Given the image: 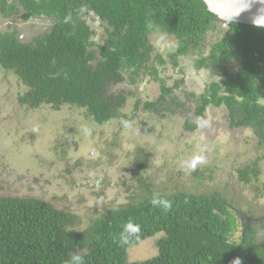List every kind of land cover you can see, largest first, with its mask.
I'll use <instances>...</instances> for the list:
<instances>
[{"label":"trees","instance_id":"16d2710c","mask_svg":"<svg viewBox=\"0 0 264 264\" xmlns=\"http://www.w3.org/2000/svg\"><path fill=\"white\" fill-rule=\"evenodd\" d=\"M0 14L4 19L18 17V22L53 19L49 30L30 43L20 40L15 28L0 32L1 69L13 72L28 88L19 101L30 109L76 106L102 125L123 117L130 97L136 96L132 88L149 75L159 82L160 96L147 102L137 97L135 109L141 105L144 112L159 113V103L176 101L174 91L182 89V81L168 86L158 65L165 69L170 61L176 68L180 56L192 55L198 69L221 72L222 81L195 95L197 119L186 122V128L197 130L210 107L224 106L230 126L250 129L261 151L238 169L239 179L246 184L259 181V159L264 160V27L230 22L206 51L204 41L217 31L220 20L204 0H0ZM98 31L105 35L104 43L95 40ZM157 34L174 37L178 46L166 55L169 60L157 53L158 63L152 61L150 40ZM234 60L240 67L230 73L228 64ZM117 86L128 88L115 90ZM176 105L185 104L180 100ZM148 159L142 153L135 160L137 201L104 211L84 229L77 215L41 199L0 196V264H69L73 252L83 257V264H232L237 257L241 264H264V216L240 215L241 236L235 240L238 218L222 194L157 191L140 171ZM154 194L168 199L171 209L153 207ZM129 221L140 226V233L121 243L122 227ZM157 236L156 255L129 261L131 247Z\"/></svg>","mask_w":264,"mask_h":264},{"label":"rangeland","instance_id":"374dc122","mask_svg":"<svg viewBox=\"0 0 264 264\" xmlns=\"http://www.w3.org/2000/svg\"><path fill=\"white\" fill-rule=\"evenodd\" d=\"M0 23V29L11 25L14 29L19 22L3 19ZM98 24L96 21L95 26ZM38 25L37 30L25 23L20 28L23 26L27 33H42L49 30L50 21H38ZM160 35L150 38L155 48L152 61L157 53L166 57L178 47L174 37L164 35L163 43L170 44L171 50L159 51L154 42ZM219 35L210 32L203 49L207 51L208 44ZM104 36L98 31L95 40L104 43ZM196 59L192 55L180 57L176 68L170 61L165 69L157 66L168 86H173L175 80L182 81V89L174 91L176 101L159 103V113L144 112L141 105L135 109L137 97L147 102L157 101L160 96L159 82L149 75L131 87L136 96L130 97L123 117L102 125L94 122L87 110L76 106L63 105L57 110L47 105L36 109L21 105L19 98L28 88L13 72L0 66V196L41 199L77 215L82 222L79 228L84 229L91 218L104 211L137 201L140 184L135 160L148 153V164L140 171L155 190L222 194L238 218L233 239H239L240 215L264 216V160L259 159L263 169L259 181L246 184L239 179L238 169L256 160L261 151L250 129L230 126L224 106L210 107L197 130L186 128V122L193 124L197 119L195 95L202 92L206 82L222 80L207 69L197 73L193 65ZM239 67L238 60L228 64L230 73ZM119 88L128 87L117 86L115 90ZM179 99L184 106L176 105ZM130 119L132 122L125 125ZM202 146L208 149L203 153L207 162L198 164L195 170L183 167L184 161L201 154ZM260 232L264 238V222ZM159 237L131 247L129 261L156 255Z\"/></svg>","mask_w":264,"mask_h":264},{"label":"water","instance_id":"95a60500","mask_svg":"<svg viewBox=\"0 0 264 264\" xmlns=\"http://www.w3.org/2000/svg\"><path fill=\"white\" fill-rule=\"evenodd\" d=\"M208 9L230 24L239 22L264 27V0H204Z\"/></svg>","mask_w":264,"mask_h":264},{"label":"clouds","instance_id":"9594fccd","mask_svg":"<svg viewBox=\"0 0 264 264\" xmlns=\"http://www.w3.org/2000/svg\"><path fill=\"white\" fill-rule=\"evenodd\" d=\"M219 20L220 21H218V22H221V23L225 22L221 19H219ZM226 25L229 27V24H226ZM164 39H165L164 35H160L159 38L154 42L157 49L161 52H164L165 50H171L170 44L166 45L163 43ZM207 150L208 149L206 146H202L200 148L201 154L194 156L190 160L184 161L183 167H185L189 170H195V168L198 164L206 163L207 162L206 156L203 155V153H205ZM150 204L153 207H163V209H165V210H169L172 207L171 202L168 199L161 197L159 194H154L150 198ZM139 233H140V226L138 224H135L132 221H129L123 225L122 231H121L120 236H119V241L121 243H127L130 238L137 236ZM69 264H83V257L80 254L73 252L70 254ZM232 264H241L240 258L239 257L235 258L232 261Z\"/></svg>","mask_w":264,"mask_h":264},{"label":"flooded vegetation","instance_id":"af4514ba","mask_svg":"<svg viewBox=\"0 0 264 264\" xmlns=\"http://www.w3.org/2000/svg\"><path fill=\"white\" fill-rule=\"evenodd\" d=\"M14 0H8V2H13ZM19 3V2H18ZM18 17H14V18H10V19H14V20H16ZM4 19V17H2V15L0 14V21L1 20H3ZM49 20L50 21V27H51V25H52V18H47V17H40V18H37V19H33V20H30V21H26V22H19L18 23V25L16 24V26H15V29L17 30V32H18V37L20 38V40H22V41H24V42H26V43H30L31 41H33V39L35 38V37H37L38 35H40V34H42V33H44V32H42V33H37L36 31L34 32V31H32L31 33H27V32H25L24 31V27L23 26H21V28H20V25L22 24H28L29 25V27L30 28H32L33 27V29L34 30H37L38 28H40V26L38 25V21H45V20ZM39 24H41V23H39ZM0 25H3V24H1L0 23ZM221 27V28H220ZM28 28V27H27ZM217 31L219 32V33H221V31H226L227 29H228V26L226 25V23L225 22H223V23H221V22H218L217 23ZM12 30H14V29H12V25L11 26H7V27H5V28H2V29H0V32L1 33H4V32H7V31H12ZM19 31H24V32H22L21 34L19 33ZM220 36H218V38H219ZM216 41H217V39H216ZM213 43H215V41H212V42H210L209 44H208V49H210V47H211V45L213 44ZM176 51V50H175ZM174 51V52H175ZM180 57H185V56H180ZM179 57V58H180ZM180 65V64H179ZM194 68H195V70H197V73L199 72V73H201L202 72V70L203 69H207V70H209L211 73L212 72H215L216 74H219L221 77H222V80H223V76H222V74H221V72H219V71H216V70H214V69H208V68H200V69H198L197 67H196V65H195V62H194ZM221 80V81H222ZM176 81V80H175ZM212 82H214V81H209V82H206L205 84H204V86L202 87V92L206 89V87L209 85V84H211ZM217 82V81H216ZM174 84H175V82H174ZM196 84H198V82L196 81ZM210 109V108H209ZM209 109L206 111V113L209 111ZM207 115V114H206ZM207 117V116H206ZM206 119V118H205ZM204 119V120H205ZM203 120V121H204ZM202 121V122H203Z\"/></svg>","mask_w":264,"mask_h":264}]
</instances>
